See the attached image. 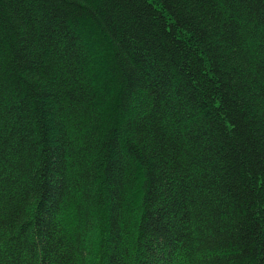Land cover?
<instances>
[{"label": "trees", "instance_id": "1", "mask_svg": "<svg viewBox=\"0 0 264 264\" xmlns=\"http://www.w3.org/2000/svg\"><path fill=\"white\" fill-rule=\"evenodd\" d=\"M0 264H264V0H0Z\"/></svg>", "mask_w": 264, "mask_h": 264}]
</instances>
